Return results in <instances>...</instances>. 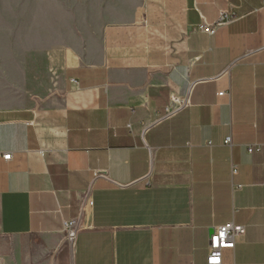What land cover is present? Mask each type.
<instances>
[{"label":"crops","instance_id":"obj_1","mask_svg":"<svg viewBox=\"0 0 264 264\" xmlns=\"http://www.w3.org/2000/svg\"><path fill=\"white\" fill-rule=\"evenodd\" d=\"M70 52L0 107V264H207L229 221L224 264H264V0H127Z\"/></svg>","mask_w":264,"mask_h":264},{"label":"rangeland","instance_id":"obj_2","mask_svg":"<svg viewBox=\"0 0 264 264\" xmlns=\"http://www.w3.org/2000/svg\"><path fill=\"white\" fill-rule=\"evenodd\" d=\"M126 1L0 0V107L51 95L64 66L76 60L70 51L82 49L110 22L119 20Z\"/></svg>","mask_w":264,"mask_h":264},{"label":"built area","instance_id":"obj_3","mask_svg":"<svg viewBox=\"0 0 264 264\" xmlns=\"http://www.w3.org/2000/svg\"><path fill=\"white\" fill-rule=\"evenodd\" d=\"M232 18L227 13H223L221 15V22H229ZM218 25V24H217ZM216 25H209L206 23H202L198 25L197 29L209 34H214L216 31ZM225 94H229L226 91H222L219 93L220 96ZM183 100L179 97L172 98V104L169 107V110L174 108L173 105H182ZM225 144L232 146L233 141L232 137L229 136L225 139ZM263 148V145H249L248 151L250 153H254L256 151H260ZM11 153H5L3 157L5 159H11ZM78 226V220L72 219L65 221V232H66V239L69 242H72L75 235L74 231ZM245 233V226L236 224L233 221H229L223 225H219L213 228V232L210 235V242H209V253L207 264H224V257L226 250L233 249L237 242V238L243 236Z\"/></svg>","mask_w":264,"mask_h":264},{"label":"water","instance_id":"obj_4","mask_svg":"<svg viewBox=\"0 0 264 264\" xmlns=\"http://www.w3.org/2000/svg\"><path fill=\"white\" fill-rule=\"evenodd\" d=\"M102 173H103V174H106V171H102ZM84 204H85V203H83L82 208H83ZM78 227H79V224H78L77 228H76L75 231H74V235L76 234Z\"/></svg>","mask_w":264,"mask_h":264}]
</instances>
